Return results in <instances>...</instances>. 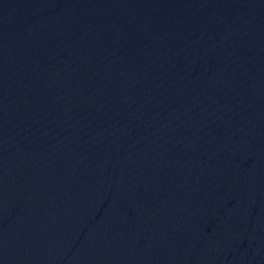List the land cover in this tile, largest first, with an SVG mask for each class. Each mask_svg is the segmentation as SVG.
I'll return each instance as SVG.
<instances>
[{"label":"water","instance_id":"obj_1","mask_svg":"<svg viewBox=\"0 0 264 264\" xmlns=\"http://www.w3.org/2000/svg\"><path fill=\"white\" fill-rule=\"evenodd\" d=\"M0 264H264V0H0Z\"/></svg>","mask_w":264,"mask_h":264}]
</instances>
